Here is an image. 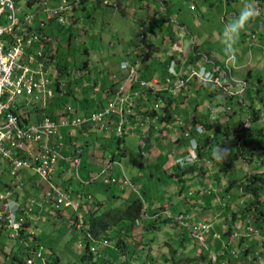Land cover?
Listing matches in <instances>:
<instances>
[{
  "label": "rangeland",
  "instance_id": "obj_1",
  "mask_svg": "<svg viewBox=\"0 0 264 264\" xmlns=\"http://www.w3.org/2000/svg\"><path fill=\"white\" fill-rule=\"evenodd\" d=\"M248 3L254 4L259 15L246 25L235 44L230 45L235 49L232 53L236 58L235 61L232 58L228 65L233 76L244 77L239 79H246L249 84L258 80L262 84L259 90L251 88L250 85L253 84H250L243 97H228L229 104L224 105L226 108L230 105L231 109L227 114L232 116L222 113L224 110L221 105L222 98L220 99L221 91L214 84L187 79L180 83L179 87H176L175 81L168 89L161 85V81L164 82L166 78L172 77L164 66H168L171 59L169 61V57L165 55L161 60L167 50L173 52L167 55L176 58L179 62L188 64L191 60L195 61L196 67H199L204 61L209 60L216 62L217 66L221 65L227 71L224 66L225 59L223 61L220 58L215 59V56L221 51L223 55L229 56L225 51V25L237 17ZM16 5L20 6L23 12H33L38 4L36 2L34 6H29L27 0H17ZM165 7H169L166 0H86L83 4L76 5L73 13L75 22L72 18L69 24L63 26L56 21H49L44 31L51 33L53 40L45 57L48 58L51 71L58 69L57 74L63 83L61 91L51 101L52 103L46 106L40 101L31 100L29 96L18 95L15 97L17 107L21 111H26L31 120L41 117L44 113H52L60 102L63 108L70 106L80 110L82 107L83 113L99 104L104 108L113 99L112 94L121 84L129 91L137 89V85L128 78L130 65H136L138 75H153L150 80L154 85L152 90L156 94L163 95L164 101H166L165 97L175 95L177 100L174 99V102L177 105L173 114L183 121L189 123L196 115V123L202 125L206 122L210 123L211 110L217 116L214 122L217 120L224 122L227 118L230 121L221 131H217L216 127L207 130L209 133L206 139L199 135L198 139L201 142L205 141L202 156H199L197 150H190L176 121L163 126L161 121L155 119V111H152L154 96L142 95L139 102V97H133L132 104L128 106L125 105L127 103L120 104L119 110L125 105L133 113L134 118L141 113L135 110L137 106L140 110H144L142 113L145 112V116L149 117V120L142 116L137 120L144 122L141 126L147 124L152 126L150 147H146L143 143L144 134L130 131V128L119 138L115 131H110L115 125L113 122L104 129L107 132L97 129V126L94 127L93 132H89L90 137L84 144L83 161L78 170L79 176L87 184L84 185L77 178L72 162H70L71 167L56 178V181L70 185L74 192L89 193L92 197L87 200L81 196L85 206L75 213L72 208L66 209L62 206L44 205L41 208L40 219L35 222L34 229L43 245V256L47 258L45 264H52L55 259L57 264H148L146 261L153 258L156 263L157 260L163 259L164 264H189L190 260H197L194 256H198L200 251H206V247L216 249L219 243H222L221 239L212 237V233L203 232L205 244L192 235V231L197 232L195 227L198 221H202L201 216L196 215L193 205H201L207 198V201L212 200V205L207 206L206 211L214 215L219 213L224 216L227 213L237 217L238 213H232L230 210L239 206L240 214H243L246 208L245 201L248 199L238 189V185L229 187L230 183L246 184L255 174L264 175V0H181L176 7L179 11H185L186 18L184 17L185 20L180 16L178 18L184 20L188 28L192 26V30L189 32L186 30L184 36L188 43H184L181 47L179 46L181 40L180 42L178 40L180 37L175 34L176 40L173 41L169 37V33L173 32L170 26L177 24L173 21L177 14L173 11L166 14ZM122 9L125 12H122ZM207 20H210L209 30L204 29ZM258 23H262V27H258ZM183 24L180 22L179 26ZM179 29H181L180 34L184 35L183 28ZM200 40H204V44L199 42ZM195 44L197 47L194 50ZM214 49L219 52L216 53ZM200 50L202 53L198 52ZM215 53L216 55H213ZM201 56L204 59L201 60ZM245 64L246 67L241 68ZM247 72H250L249 76ZM241 106H244L243 109ZM156 110V114L160 115L161 111ZM115 118L116 116L112 117ZM174 128L179 134L177 137L179 140L173 135ZM235 132L237 134L239 132L240 137L249 140L246 142L248 145L239 148V139L235 137ZM81 142L86 141L82 139ZM226 144L231 147V153L240 151L242 155L233 162L228 171L224 172L218 168L223 159L214 158L213 152ZM187 153L196 160L181 166L178 161ZM113 155L112 175L117 182L111 185L105 184L103 181L107 175L105 171L93 180L108 161L112 160ZM124 176L130 180L128 184L123 183ZM34 177L39 180L37 175ZM209 190L212 191L211 194L206 195L205 192L208 193ZM218 190L220 201L216 202ZM261 190L264 211V186ZM29 191L32 189L30 188ZM134 198L142 201L147 215H142L139 222L132 225L133 229L129 231V237L119 228L112 229L118 233L116 237L118 241L128 238L125 242L134 255L130 257L128 252L124 255L115 249L114 237L111 238L110 244L101 243L99 251L88 255L90 253L86 247L85 230L76 226L79 221L75 219V214H80L82 220H86L83 225L86 229L92 217L86 213L84 217V207L86 210L97 208L95 212L99 214L107 207L124 208ZM165 207L173 214L183 212L188 215L184 220L189 222L191 231L172 219L167 218L164 221L166 216L163 213L154 224H149L150 219L154 220L152 214L160 212ZM201 208L203 207L200 206L197 210L204 211ZM260 229L257 232L264 231L263 228ZM111 232V230L107 231V238L111 237ZM181 234L187 236L190 241H184L185 244L181 243L179 246ZM257 234L249 239L254 243L250 244L248 259L254 258L255 255L257 256L255 259L259 260L256 264H259L262 262L264 247L261 241L256 242L257 238L259 240L261 238ZM89 245L98 247V242L89 239ZM174 248L176 250L172 252L171 249ZM0 249H4L3 253L0 252V264H13V260L25 259L27 256L20 243L9 237L5 229H0ZM234 249L239 251L237 247ZM34 258L35 264H42L39 258L36 256Z\"/></svg>",
  "mask_w": 264,
  "mask_h": 264
},
{
  "label": "built area",
  "instance_id": "obj_2",
  "mask_svg": "<svg viewBox=\"0 0 264 264\" xmlns=\"http://www.w3.org/2000/svg\"><path fill=\"white\" fill-rule=\"evenodd\" d=\"M16 1L0 0V174L1 169H5L4 166H6V170L16 181L14 186L21 188L23 182L19 173L25 168H31L47 182H50L60 161L72 159L77 170L80 161L79 153L82 150L81 148L75 149L73 156L65 154L63 149L75 145V141L66 144L63 132L72 136V129L82 124L104 129L108 125V119L116 116L118 118L114 122L113 131L121 137L126 132L128 116L133 114L125 105L132 104L133 97L153 93L155 96L154 110L160 108L164 103V98L161 94L153 92L154 85L151 82L138 77V68L134 65L129 68L128 78L137 85V89L129 91L125 85L121 84L112 94L113 99L106 107L98 108L87 114L76 115L75 110L67 106L65 113L59 117L54 113L44 115L38 121H26L17 113L15 97L23 94L29 96L31 100L45 104L55 96L57 87L56 75L50 70L45 57L51 37L49 33L44 32V29L49 25V21H56L63 26L69 24L79 0H27L29 6H34L37 2L38 5L33 12H23L21 7L16 5ZM258 27H262V23H259ZM233 57L231 54L225 60L224 66L227 71L215 64L211 67L206 64L199 67L193 64L186 66L173 59L168 65V72L172 77L165 79L163 87L168 89L174 81L177 84L176 87H179V84L187 79L213 83L221 91L220 99L222 98L221 105L224 109L226 108L225 100L228 97L242 96L248 88L246 80L236 79L230 73L228 61ZM124 103L127 104L119 110V105ZM226 109L230 107L227 106ZM214 113L211 110L210 120L216 118ZM154 117L158 120L160 115L156 114ZM173 121L180 126L183 137L188 139L191 147L195 149L197 140L193 135V130H190L178 116H174ZM194 132L201 134L204 129L201 125H197ZM193 159L192 155L181 158L184 163ZM110 170L111 162H108L103 169L107 174L103 178L105 183L116 182V179L110 175ZM124 183L128 184L129 180L125 178ZM50 185L45 193L46 201H52L51 203L56 205H71L73 208L78 206L79 203L72 200L68 191H62L52 183ZM12 192L13 189L5 193L0 191V224L11 231L12 237H16L20 234L19 230L26 220L25 215L30 213L32 208L31 206L22 207L16 203L10 198ZM163 213L187 226L184 214L174 215L168 210H163ZM212 227V223L198 222L195 227L197 232L192 231V235L203 243L205 239L203 232H212ZM245 231L252 233L254 230L250 224H247ZM237 234L234 232L232 236L235 237ZM212 237L222 239L217 231L212 232ZM206 250L207 256L197 264H216L218 253L208 248ZM29 251L34 256L42 258L41 247L30 248ZM27 264H33V257L27 259Z\"/></svg>",
  "mask_w": 264,
  "mask_h": 264
},
{
  "label": "clouds",
  "instance_id": "obj_3",
  "mask_svg": "<svg viewBox=\"0 0 264 264\" xmlns=\"http://www.w3.org/2000/svg\"><path fill=\"white\" fill-rule=\"evenodd\" d=\"M79 4H80V0H79V2H78ZM77 3V4H78ZM76 4V5H77ZM76 5H75V9H74V11L76 10ZM74 13V12H73ZM259 15V11H258V9L254 6V4H252V3H248V4H246L242 9H241V11H240V13H239V15L237 16V17H235L233 20H230L226 25H225V28H224V42H225V51H226V54H229V56H230V54H232V52H234L235 51V49L234 48H231L230 47V45H233V44H235V42L237 41V39L239 38V35H240V33L244 30V28L246 27V25L251 21V20H253L256 16H258ZM72 18H74V14H73V16L70 18V19H72ZM259 24V23H258ZM66 26V25H65ZM45 32V31H44ZM46 33H49V32H46ZM49 36L51 37V41L49 42V44L52 42V40H53V36L49 33ZM49 45H48V48H47V50L49 49ZM180 51V50H179ZM47 52V51H46ZM170 53H171V51H170ZM169 53V54H170ZM177 53H179L178 51H177ZM171 54H173V52L171 53ZM233 55V54H232ZM172 56H175V55H172ZM228 56V57H229ZM234 57H233V61H235V55H233ZM167 57H169V61H170V59L171 60H173V59H175L176 60V58H171V56L170 55H168ZM227 57V58H228ZM47 58V57H46ZM227 58H225V60L227 59ZM177 61V60H176ZM178 63H183V62H179V61H177ZM208 62H209V60L207 61V62H205L204 64H208ZM47 63L49 64V62H48V58H47ZM190 63V62H189ZM167 64H169V62L167 63ZM213 64H216V62H212L209 66L211 67ZM224 64H225V61H224ZM228 64H229V61H228ZM186 66H187V64H185ZM203 65V64H202ZM131 66V65H130ZM208 66V65H207ZM219 66H221V65H219ZM221 68H222V66H221ZM223 69V68H222ZM51 70V69H50ZM58 69H56V70H53L52 72L56 75V78H57V82H56V84H57V87H56V90H55V96L58 94V92H60L61 90V85L63 84L62 82H61V79H60V76L57 74V71ZM167 72H168V66H167ZM230 73H231V71H230ZM232 75V74H231ZM235 78V77H234ZM236 79H238V78H236ZM244 80H246V79H244ZM247 81V80H246ZM247 83H248V81H247ZM206 84H213V83H208V82H206ZM161 85H163V83H161ZM215 85V84H214ZM249 85V84H248ZM215 87L218 89V87L215 85ZM249 87V86H248ZM248 89V88H247ZM247 91V90H246ZM221 93V92H220ZM55 96L51 99V100H49L48 102H46L45 104H43L41 101V104L43 105V106H46V105H48V104H50V103H52L51 101H53L54 100V98H55ZM244 95H242V96H240V97H243ZM58 107V108H57ZM57 107H55V109L52 111V113H50V114H56V116L57 117H59L61 114L63 115V113H65L64 111H65V108L67 107V106H65V108H63L62 107V105H61V103L60 104H57ZM74 110H75V114L76 115H83L82 113H78L77 112V109L76 108H73ZM225 109V108H224ZM223 109V110H224ZM17 113H18V115L19 116H21L23 119H25L26 121H30V122H33V121H38V120H40L44 115H47L46 113H44L41 117H37V118H35L34 120H31V118H30V116L29 115H27V112L26 111H21V110H19V108H18V110H17ZM85 114H87L86 112H85ZM173 116H175L174 114H173ZM173 116H172V120H171V123L172 122H174L173 121ZM179 117V116H178ZM216 118H217V116H216ZM210 121H213V120H210ZM185 122V121H184ZM185 124H186V126H187V122H185ZM82 125H84V124H82ZM86 126H88V127H90V128H92V129H94V127H92L91 125H87V124H85ZM197 125H201L202 126V128L204 129V132L203 133H201V134H197V133H195L194 132V128L197 126ZM81 126V125H80ZM108 126V125H107ZM180 127V126H179ZM205 126L204 125H202V124H200V123H196L192 128L191 127H188L190 130H193V135H194V137L196 136V140H197V146H196V148L194 149V150H197L198 151V155L199 156H202V147H203V144H204V142H201L198 138H199V135H201V136H203L204 137V139H206V135H208V133H209V131H207V129H205L204 128ZM76 128V127H75ZM74 129V128H73ZM73 129H72V132H73V135L72 136H69V135H67L66 133L67 132H64V135H65V142H66V144H69V143H71V141H75V139H76V136H75V134L76 133H74V131H73ZM96 129V128H95ZM97 129H100V128H98L97 127ZM105 129V128H104ZM181 129V128H180ZM103 130V129H102ZM113 131V130H112ZM126 133V132H125ZM181 134H182V130H181ZM183 135V134H182ZM119 137V136H118ZM122 137V136H121ZM67 138H68V140H67ZM69 138H71V139H69ZM184 138V137H183ZM185 139V142H188V145H189V148H190V150H192L193 148L191 147V144H190V141L188 140V139H186V138H184ZM76 145H77V141H75V145H70V147H66L65 149H70L69 151L68 150H66V152H64L65 154H70L71 156H73L74 155V151H75V149H76ZM64 151V150H63ZM231 151H232V149H231V147L228 145V144H226V145H224L223 147H218V148H216L215 150H214V152H213V156H214V158H217V159H227V156L231 153ZM81 154H82V151L79 153V159H80V161H79V164H78V167H77V170L75 169V172H76V176H77V178H79V180H80V182H83V180L81 179V177L79 176V174H78V170H79V166H80V162H81ZM187 155H191L190 153H187L186 155H184L183 157H186ZM194 158V157H193ZM112 159V158H111ZM196 159H193L192 161H187V162H185V163H189V162H194ZM67 163V164H69V165H63V164H61V163ZM70 162H72V164H73V161H72V159H69V160H66V161H60L59 162V167H58V169L56 170V172L53 174V176H52V178H51V180H50V182H47L46 180H44L43 178H41V176L37 173V172H35L34 170H32L31 168H25V169H23V170H21L20 171V178H21V180H22V182H23V186L21 187V188H17V187H15L14 185L16 184V181L13 179V177L10 175V173H9V171L8 170H6V166H4V168L5 169H1L2 170V172H1V174H0V191H2L3 193H5L7 190H9V189H13V192L10 194V198H12L16 203H18L20 206H22V207H30L31 206V208H32V211L30 212V213H28V214H26L25 215V221H24V223L22 224V227L20 228V230H19V235L18 236H16V237H12L11 236V231L9 230V229H7L6 227H4V226H2L1 224H0V229H5L7 232H8V235H9V237H11L12 239H14V240H16L17 242H19L20 243V245L22 246V248H23V251L26 253V258L25 259H21V264H27V259L29 258V257H33V264H35V258H34V255L29 251V249L30 248H38V247H41V253H42V258H39L40 260H41V262H42V264H45V263H47V258H45L44 256H43V245L40 243V242H38L37 243V240H36V233H35V229H34V227L36 226V224H35V222L38 220V219H40V210H41V208L44 206V205H50L51 207H53V205L54 206H56V207H60V206H62V207H64V208H66V209H68V208H72V210H73V213H75V212H77L79 209H81L82 208V204H83V202H82V198H81V196H84L85 197V199H87V200H89V199H91V195L89 194V193H78V192H74L72 189H71V186L70 185H68V184H66V183H63V184H61V183H59V181H56V178H58L59 176H61V173H64V171L66 172V169L68 168V167H71L70 166ZM108 162H111V170H110V175L111 176H113L112 175V163H113V159L111 160V161H108ZM178 163L181 165V166H183L185 163H184V161L183 160H180V161H178ZM74 165V164H73ZM74 168H75V166H74ZM104 169V168H103ZM104 171L103 170H101L96 176H95V178H93V180H95L97 177H99V176H101L102 175V173H103ZM37 175V177H39V180L38 179H36L34 176H36ZM114 177V176H113ZM115 178V177H114ZM125 178H127V177H125L124 176V179ZM116 179V178H115ZM127 180H129V179H127ZM116 182H117V180H116ZM116 182H113V183H108V184H114V183H116ZM129 182H130V180H129ZM50 183H52L53 185H55V186H57L59 189H61L62 191H68L70 194H71V197H72V200L73 201H77L79 204H78V206L76 207V208H73L71 205H63V204H59V205H56V204H54V203H51L52 201H46L45 199H44V197H45V193H46V190L47 189H49V187L51 186L50 185ZM124 183V182H123ZM83 184L84 185H86L87 184V182H83ZM105 184H107V183H105ZM125 184V183H124ZM132 184V186H133V183H131ZM32 189V191H29V189ZM28 189V190H27ZM25 192V193H24ZM163 210H167V207H165ZM163 210H161L160 212H157V213H154V214H152V218H158L159 217V215L161 214V213H163ZM171 212V211H170ZM172 213V212H171ZM180 213H182V214H184L183 212H180ZM164 214V213H163ZM173 214V213H172ZM179 214V213H178ZM144 215H147L146 214V212L144 213ZM174 215H177V214H174ZM185 215V214H184ZM166 216V215H165ZM188 215H185V218L187 217ZM166 218H169V217H167L166 216ZM75 219L77 220V221H79V222H77L76 223V226L77 227H80V228H82L83 227V225H84V220H82V216L80 215V214H75ZM169 219H172L175 223H180V222H178V221H176V220H174L173 218H169ZM81 221V222H80ZM186 223H187V221L186 220H184ZM203 221H206V222H209V223H212L213 224V227H212V229H214V222H212V221H207L206 219H204V220H202V221H198V222H203ZM139 222V220H136V222L135 223H138ZM250 220L249 219H247V224H250ZM181 224V223H180ZM182 225V224H181ZM183 227H185V228H189L190 229V227H189V224H187V226H184V225H182ZM246 226V225H245ZM31 231H32V233H31ZM190 231H191V229H190ZM213 231H216V230H213ZM217 232H219V231H217ZM234 232H237L238 234H237V236H235V237H233L232 236V234L234 233ZM230 236H229V238H231V240L232 239H234V240H236L237 238L239 239V237L241 238V235L242 236H247L248 238H250L251 236H253L255 233H257V231H253L252 233H248V232H246L245 231V227L244 228H242V233H240L238 230H236V231H234ZM220 233V232H219ZM221 234V233H220ZM221 238H222V235H221ZM90 239H91V241H96V242H98V247H100V242L101 241H99V240H97V239H95V238H92V237H90ZM197 239V238H196ZM198 240V239H197ZM223 242H224V239L222 238L221 239ZM102 242L104 243V244H108V241L106 240V239H104V240H102ZM229 242V241H228ZM203 244H205V239H204V242H203ZM88 246H89V248H90V250L91 251H95L96 249H97V247L96 246H90L89 245V243L87 244ZM206 246V245H205ZM207 248V247H206ZM208 249H210V248H208ZM211 250V249H210ZM213 251V250H212ZM215 252V251H214ZM233 252V251H232ZM216 253V252H215ZM256 253V252H255ZM147 254V253H146ZM233 254H235V252H233ZM33 255V256H32ZM207 256V250L206 251H200L199 252V254H198V256H194V258H196L197 257V260H195V259H193V260H190V263L191 264H197L198 262H200V260L201 259H204L205 257ZM38 258V257H37ZM165 258V257H164ZM158 259V258H157ZM146 261V260H145ZM160 260H157V263L159 262ZM218 261H219V253H218V260H217V262H216V264H218ZM148 264H155L156 263V261H155V259L153 258L152 260H150V261H146Z\"/></svg>",
  "mask_w": 264,
  "mask_h": 264
},
{
  "label": "trees",
  "instance_id": "obj_4",
  "mask_svg": "<svg viewBox=\"0 0 264 264\" xmlns=\"http://www.w3.org/2000/svg\"><path fill=\"white\" fill-rule=\"evenodd\" d=\"M85 1L86 0H80V3L83 4ZM121 11L125 12L123 9ZM72 20L75 22L76 18H73ZM169 35L168 36L172 39V41L176 40V37L174 36L173 32H171V34L169 33ZM151 43L152 42H150V45H151ZM195 46H196V44H195ZM139 78L150 82V80H152V78H153V75L151 74L150 76H145L143 74V75H139ZM258 82L261 83L260 80H258ZM248 84H249V82H248ZM251 88H253V87H251ZM254 89L259 90L260 86L258 85L257 88H254ZM149 95L154 96V95H152V93H149ZM141 96L138 98V102H139V99L141 98ZM163 98H164V96H163ZM174 99H176L174 94H173V96L169 95V96L165 97L166 101H164V103L159 108V110L161 111V114H160V117L158 118V120L161 121L162 123H165L166 125L171 123L172 116L174 113V107H176V105H177V104H175ZM225 102H226V104H229L227 99L225 100ZM60 103H62V102H60ZM238 105L240 107V104H238ZM229 107H230V105H229ZM243 107L241 106L242 109H243ZM136 109L138 111H141V113H138V115L140 114L141 116L146 117L144 114L145 112L142 113V111H144V110H140L139 106H137L135 108V110ZM228 110L229 109H226V110L224 109V111H222V113L224 112L226 114V116L227 115L232 116V114H227ZM152 111H155L154 115H156L157 110L153 109ZM222 113H221V115H222ZM129 117L131 118L132 115L128 116V120H129ZM254 117H256V116H254ZM116 118H118V117H116ZM229 121H230V119L228 120V118H227L226 121H224V122H220L218 120L216 122L210 121V123L206 122V123H204V125H205V129H207L209 131L213 130L215 127H216L217 131H221L222 127L227 125ZM195 124H196V120L194 118H192L191 121L189 123H187V127L192 128ZM251 125H252V123L250 124V126ZM250 126H249V128H250ZM232 131H235V130L232 129ZM234 135H235V137L237 136L239 139V148H242L243 146L248 145L246 142L249 140L240 137L239 132H238V134L235 132ZM206 137L208 138V135H206ZM69 139H71V138H69ZM241 155H242V153H240V151H238L236 153H230L227 156V159H223V161H221L219 163V167H218L219 170L224 171V172L228 171L232 167L233 162L236 159H238ZM111 158L114 159V155L111 156ZM235 184L238 185V189L242 192V194L246 195L247 199H248L247 201H245L246 208H245V210H243V213H245V212L250 213L249 217L247 216V217H245L244 220L240 221L238 229L244 228L245 225H247V219H249L251 221L250 226L252 227L253 230L257 231L260 228H263V230H264V211L262 210V202H263L262 200L263 199H262V195H261V192H262L261 189H262V186H264V175L263 174H260V175L255 174L254 176L250 177L249 181L246 184H243V183L239 184V183L234 182L233 184L230 183L229 187L234 186ZM211 192L212 191H210V190L208 191L209 194ZM83 206H85V203L82 204V207ZM96 210H97V208H88L86 210L84 207V217H85V213L88 215H91V217H92L89 219V222H88V225L86 226V229L84 226L81 228L82 230H85V234H86V238H87V244L89 243L90 237L101 241L100 244L103 243L102 240L106 239L108 241V244H110L109 242H110L111 238L114 237V239H115L118 236V233L116 232V230H112L114 227H115V229L116 228L121 229V231H124V233L129 237L130 236L129 231L133 229V228H131V227H133L132 225H134L136 220H140L142 218V215H144V213H145L144 205H143L142 201L138 198H134L133 200L129 201V203L127 205H125L124 208L123 207H117V206L115 208H112V207L108 208L107 207L102 212H100L99 214H96V212H95ZM157 212H155V213H157ZM156 219L157 218H155L154 220L150 219V221L148 223L154 224ZM165 220H167V218H165L164 221ZM85 223H86V220H84V225H85ZM187 224H189L188 221H187ZM110 230L112 231L111 237L107 238V234H108L107 231L109 232ZM234 231H236V230L235 229H230V230L228 229L227 231H225V234H228L230 236ZM257 233H258L257 234L258 236H264V231L257 232ZM181 235H183V234H181ZM35 238L37 240V243L40 242L39 238L37 236ZM243 238L244 237H241V239H243ZM122 240L118 241L116 238L115 249L119 250L121 253H124V255H125V253L128 252L129 253L128 256L131 257L132 254L134 255V252H130V248L128 247V244L126 243L128 238H124ZM180 241H183V238ZM257 241H259V242L261 241L262 242L261 244L264 247V239L256 240V242ZM181 243L182 242H180V244ZM252 243H254V242H252ZM180 244H179V246H180ZM86 247L90 253L88 255H91L92 252L100 250L99 249L100 247H97V249L95 251H91L88 245H86ZM249 248H250V244L246 248L243 249L244 255H247L249 253ZM175 250H176V248L171 249L172 252H174ZM256 257L257 256L254 255V258L249 259L250 260L249 264H256V262L258 261L257 259H255ZM14 258H17V257H14ZM167 258H165V259H167ZM174 259H175V257H174ZM19 263H21V259L17 258V260H13V264H19ZM51 263L57 264V259H55ZM164 263H165V260H163V259L158 262V264H164ZM260 263L264 264V255L263 254H262V262H260Z\"/></svg>",
  "mask_w": 264,
  "mask_h": 264
},
{
  "label": "crops",
  "instance_id": "obj_5",
  "mask_svg": "<svg viewBox=\"0 0 264 264\" xmlns=\"http://www.w3.org/2000/svg\"><path fill=\"white\" fill-rule=\"evenodd\" d=\"M181 1V0H180ZM180 1H177V0H172V1H170V0H166V4L169 6V7H165V10H167V11H165V13L167 14V13H170V12H174V13H176L177 14V16H174V18H176L175 20H173V18H170V17H168L171 21L173 20L174 21V23H177V24H173V25H171L170 27H171V29H172V31H173V33H174V36H175V34L178 36V37H180L178 40H179V42H180V40H181V43L179 44V46L181 47V46H183V44L184 43H188L187 42V38H184V36H186V30L189 32V31H191L192 29V26H191V28H188V25L186 24V22L184 21L185 19H184V17L186 18V16L184 15V13H185V11L184 10H178V8L176 7V6H178V4L180 3ZM172 5V7H170ZM184 11V12H183ZM178 16H180L181 18H183L184 20L182 21L181 20V18H178ZM184 23L181 27L179 26V23ZM207 25L204 27V29H207V30H209L208 28H211L210 27V20H207ZM194 27V26H193ZM179 28H183V32H184V35H182V34H180L181 33V29H179ZM170 29V30H171ZM203 29V31H205ZM215 31V30H214ZM182 32V33H183ZM51 34V33H50ZM208 36H210V35H208ZM193 40V39H192ZM208 40V39H207ZM183 42V43H182ZM199 42H202L203 44H204V40H200ZM182 44V45H181ZM198 45V44H197ZM212 45H209V47H211ZM197 46H195L194 47V50H195V48H196ZM199 48V47H198ZM214 50H216V49H214ZM217 51L218 50H216V53H217ZM169 52H170V50H167L166 52H164V56H162V58H161V60L165 57V55L166 56H168L167 54H169ZM199 53H202L201 52V50L200 51H198ZM219 52V51H218ZM216 53L215 54H213V55H216ZM233 54V53H232ZM228 56H225V55H223V52L221 51V52H219V54L218 55H216L215 56V59H221L222 61L225 59V58H227ZM202 56L200 57V59L202 60ZM235 58H236V56H235ZM199 59V60H200ZM204 59V58H203ZM159 63H161V62H159ZM204 63H205V61H204ZM204 63H202V64H204ZM212 62L211 61H209L208 62V66L211 64ZM162 64V63H161ZM185 64V63H184ZM189 64H195V61H190V63L188 62V64L187 65H189ZM201 64V65H202ZM165 67H167V65H164ZM243 66V67H242ZM241 66V68H245L246 67V64L245 65H242ZM164 74H165V69H164ZM249 74H250V72H247V76H249ZM233 76V75H232ZM233 77H235V78H237L236 76H233ZM239 78H244V77H238V79ZM163 81H161V83H162ZM249 82V81H248ZM192 83V82H191ZM250 84H253V86H251V87H254V88H257V86L259 85L260 86V84H262V83H259L258 81H256L255 83H252V82H250ZM109 93H110V90L108 91ZM108 93V94H109ZM102 106H100V104L99 105H96L95 106V108H93V109H90L87 113H89V112H91V111H93V110H96V109H98V108H101ZM76 109H77V112L78 113H82L83 114V108L81 107L80 108V110H78V108L77 107H75ZM223 110V109H222ZM85 111V110H84ZM85 114V113H84ZM140 115V114H139ZM139 115H137L138 117H141V115L139 116ZM195 116L196 115H194V119H196L195 118ZM138 117H129V121H128V125H127V127H126V132L128 131V129L130 128V131H137V132H139V133H141V134H144V135H142V137L144 138V140H143V143L145 144V146L146 147H150V140H151V135H153V132H150V130H151V125H149V124H147V125H145V126H141V125H143V121H138L137 120V118ZM142 117H144V116H142ZM148 119L147 120H149V117L148 116H146ZM145 117V118H146ZM242 118V117H241ZM117 120V118H115V119H112V118H110V120L108 119V126L113 122H115ZM136 120H137V122H136ZM134 123H137V124H134ZM164 125L163 126H166V124L165 123H163ZM142 127V128H141ZM105 128H107V126L105 127ZM93 129L92 128H90V127H88V126H86L85 124L84 125H81V126H79V127H76V128H74L73 129V131H74V133H76L75 134V136H76V139H75V141H77V145H76V149L77 148H81V150H82V154H81V162L80 163H82V161H83V157H82V155H83V153H84V151H85V146H84V144H86L88 141H87V139L90 137V135H89V132H93L92 131ZM111 130H113V126L110 128V131ZM103 132H107V130H102ZM173 131H175V133L173 134V135H175V139L176 140H179V138H177L178 137V133H177V130H175V128H174V130ZM146 132V133H145ZM64 133V132H63ZM91 134V133H90ZM177 135V136H176ZM148 137V138H147ZM82 139H84L86 142H84V143H82L81 142V140ZM67 140H68V138H67ZM96 140H97V138H96ZM69 141V140H68ZM154 141V140H153ZM97 143H98V140H97ZM97 143H95V144H97ZM87 145H89V144H87ZM64 151L63 152H66V150H70V149H63ZM158 158V157H157ZM61 164H63V165H69V164H67V163H61ZM65 172V171H64ZM63 173H61V175H62ZM204 189H206V188H204ZM219 190L216 192V195H217V197L215 198L216 199V202H217V200H218V202L220 201L219 200V197H220V195H219ZM206 193V195H209V193H207V192H205ZM211 194V193H210ZM126 201H128V198L126 199ZM212 205V200L211 201H207V198L203 201V204H201V205H196V204H194L193 205V207H194V209L196 210V215H198V216H201V220H204V219H206L207 221H212V222H214V229H212V232H213V230H216V231H219V232H221V235H222V238L224 239V242L223 241H221L222 243L220 244L219 243V246L216 248V249H212V248H210L211 250H214L216 253H219V261H218V264H249V259H248V254L247 255H244L243 254V249L244 248H246L249 244H251L252 242H253V240L251 239V241H249V239L250 238H248L247 236H242L241 235V237H244L243 239H241L240 237H239V239L237 238L236 240H234V239H232L231 240V238H229V235L228 234H225V231H227L228 229L230 230V229H235V230H239V232L240 233H242V231H241V229H238V227H239V224H240V221H242V220H244L245 219V217H249V212H245V213H243V214H240V208H239V206H237L234 210H230V212H232V213H238V215H237V217H235L233 214L232 215H228L227 213L223 216L222 214H213V213H211L210 211L208 212V210L206 211L205 209L207 208V206L208 207H210ZM197 206V207H196ZM203 207V208H201V209H204V211L206 212H204V211H201L200 212V210H197V208L198 207ZM248 214V215H247ZM196 215H195V217H196ZM212 232H210V233H212ZM181 237L183 238V241H180V242H182V244H185V242L184 241H190V240H188L187 239V236H185L184 234L183 235H181ZM252 237V236H251ZM182 238H179V240H181ZM248 238V239H247ZM258 240H259V238H257ZM262 239H264V237L263 236H261V238H260V240H262ZM229 241V242H228ZM181 245V244H180ZM189 246H192L191 244H189ZM237 247L238 248V252L236 251V249H234L235 247ZM191 248V247H190ZM250 249V248H249ZM235 252V254H233V252ZM0 252L1 253H3L4 252V249H0ZM262 261V260H261ZM258 262H259V260H258ZM155 264H158V263H155ZM189 264H191L190 262H189Z\"/></svg>",
  "mask_w": 264,
  "mask_h": 264
}]
</instances>
